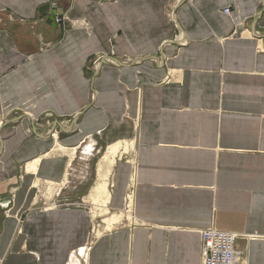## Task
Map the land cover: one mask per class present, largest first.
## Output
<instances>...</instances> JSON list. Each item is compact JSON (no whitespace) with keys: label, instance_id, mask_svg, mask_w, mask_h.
I'll return each instance as SVG.
<instances>
[{"label":"crops","instance_id":"0c3cea01","mask_svg":"<svg viewBox=\"0 0 264 264\" xmlns=\"http://www.w3.org/2000/svg\"><path fill=\"white\" fill-rule=\"evenodd\" d=\"M91 136L109 213L136 180L95 235L42 191ZM211 226L264 264V0H0V264H199Z\"/></svg>","mask_w":264,"mask_h":264},{"label":"rangeland","instance_id":"374dc122","mask_svg":"<svg viewBox=\"0 0 264 264\" xmlns=\"http://www.w3.org/2000/svg\"><path fill=\"white\" fill-rule=\"evenodd\" d=\"M86 144L82 149L86 155L81 149L77 151L66 180L59 185H44L42 191L49 196V201L55 206L89 209L93 216L92 234L95 235L113 222L119 224L124 219H131L133 199L124 202V208L118 213L111 214L107 211L105 208L108 197L107 179L110 176L113 156L118 150L112 155L109 148L106 150L94 136L89 137V143ZM87 146L89 150H86Z\"/></svg>","mask_w":264,"mask_h":264},{"label":"built area","instance_id":"2783aa9c","mask_svg":"<svg viewBox=\"0 0 264 264\" xmlns=\"http://www.w3.org/2000/svg\"><path fill=\"white\" fill-rule=\"evenodd\" d=\"M103 3L114 2L115 0H98ZM225 14L229 13V9L224 10ZM61 27L68 24L75 25L77 20H69L64 14L56 15L54 20ZM110 61L116 63L109 56H98L92 61V73H96L97 69L101 67L103 62ZM49 125V132L54 126L50 121L46 120ZM55 129V128H54ZM54 131L51 133L53 134ZM84 149V148H82ZM81 149V150H82ZM82 153H86L82 150ZM89 154V153H87ZM135 177L132 174L128 180L124 202L132 201L135 191ZM128 204V203H127ZM254 235L235 233L225 230H219L213 226L200 230V255L199 264H247V251L245 249L237 248L236 241L239 238L250 239ZM84 251V250H83ZM84 255V253H81ZM83 262L85 256H81Z\"/></svg>","mask_w":264,"mask_h":264},{"label":"water","instance_id":"95a60500","mask_svg":"<svg viewBox=\"0 0 264 264\" xmlns=\"http://www.w3.org/2000/svg\"><path fill=\"white\" fill-rule=\"evenodd\" d=\"M52 12H51V15H50V17H49V20H50V22L52 23V25H55V23H54V20H55V16L57 15V6H56V4H53L52 5ZM260 37H262V36H260ZM112 60L114 61V62H116V63H120L117 59H115V58H112ZM99 71V68L97 69V72ZM96 72V73H97ZM76 117L77 116H75V118L72 120V124L73 123H75V121H76ZM55 127L53 126L52 127V129L50 130V134L53 132V129H54ZM66 131V130H65Z\"/></svg>","mask_w":264,"mask_h":264},{"label":"bare ground","instance_id":"6f19581e","mask_svg":"<svg viewBox=\"0 0 264 264\" xmlns=\"http://www.w3.org/2000/svg\"><path fill=\"white\" fill-rule=\"evenodd\" d=\"M120 146H121L120 143L115 144V145H113V146L110 147V150L115 152L116 150H118V149L120 148ZM86 150H89V146L86 147ZM105 195H106V194H105ZM105 198H106V196H105ZM104 201H105V200H104Z\"/></svg>","mask_w":264,"mask_h":264}]
</instances>
